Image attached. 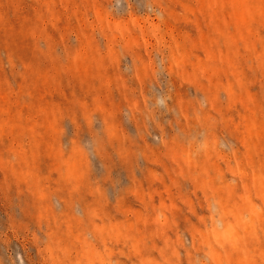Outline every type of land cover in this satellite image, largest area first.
<instances>
[{
    "label": "rangeland",
    "instance_id": "374dc122",
    "mask_svg": "<svg viewBox=\"0 0 264 264\" xmlns=\"http://www.w3.org/2000/svg\"><path fill=\"white\" fill-rule=\"evenodd\" d=\"M0 264H264V0H0Z\"/></svg>",
    "mask_w": 264,
    "mask_h": 264
}]
</instances>
